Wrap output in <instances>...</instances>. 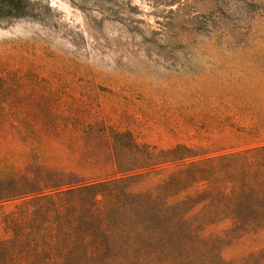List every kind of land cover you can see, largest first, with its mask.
Masks as SVG:
<instances>
[{"label":"rangeland","instance_id":"374dc122","mask_svg":"<svg viewBox=\"0 0 264 264\" xmlns=\"http://www.w3.org/2000/svg\"><path fill=\"white\" fill-rule=\"evenodd\" d=\"M15 2L0 6V204L140 173L116 157L123 144L132 159L131 141L194 159L264 145V120L240 113L258 82L244 65L264 59V0ZM205 235L228 263L263 256L264 231Z\"/></svg>","mask_w":264,"mask_h":264},{"label":"trees","instance_id":"16d2710c","mask_svg":"<svg viewBox=\"0 0 264 264\" xmlns=\"http://www.w3.org/2000/svg\"><path fill=\"white\" fill-rule=\"evenodd\" d=\"M0 6L5 14L21 10L15 0ZM131 145L132 159L123 144L116 157L140 173L1 203L0 264H231L208 229L264 231V145L205 159L181 144ZM170 165L152 188L136 189L143 171ZM260 254L245 264H264Z\"/></svg>","mask_w":264,"mask_h":264},{"label":"crops","instance_id":"0c3cea01","mask_svg":"<svg viewBox=\"0 0 264 264\" xmlns=\"http://www.w3.org/2000/svg\"><path fill=\"white\" fill-rule=\"evenodd\" d=\"M244 66V69L248 70L254 79H258V82L254 83L249 93L244 94L250 97V108L243 109L240 113L249 114L248 118L252 120H264V59H250V62ZM259 142L264 143V141Z\"/></svg>","mask_w":264,"mask_h":264}]
</instances>
